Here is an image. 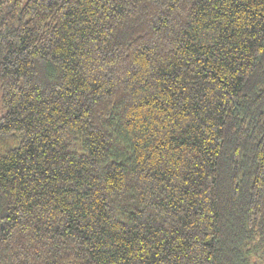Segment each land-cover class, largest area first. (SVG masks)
<instances>
[{
	"label": "trees",
	"instance_id": "16d2710c",
	"mask_svg": "<svg viewBox=\"0 0 264 264\" xmlns=\"http://www.w3.org/2000/svg\"><path fill=\"white\" fill-rule=\"evenodd\" d=\"M0 264H264V0H0Z\"/></svg>",
	"mask_w": 264,
	"mask_h": 264
}]
</instances>
